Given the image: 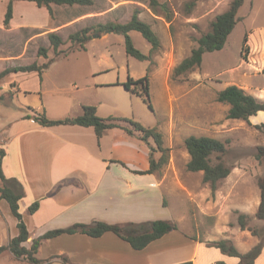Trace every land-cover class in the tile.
I'll use <instances>...</instances> for the list:
<instances>
[{
	"label": "rangeland",
	"instance_id": "1",
	"mask_svg": "<svg viewBox=\"0 0 264 264\" xmlns=\"http://www.w3.org/2000/svg\"><path fill=\"white\" fill-rule=\"evenodd\" d=\"M9 1L0 0V72L33 62H52L41 75L12 72L0 83L1 141L27 123L32 108L50 118H64L77 116L73 114L77 108L80 115L82 105L90 104L101 117L131 118L146 127H157L166 148L165 155L153 152L156 161L165 160L155 171L165 189L167 212L161 217L178 224L175 234H187L208 245L229 239L245 252L259 242L264 246V220L247 212L260 199L258 178L264 175V161L257 160L256 153L258 146H264V127L255 125L264 122L230 119L229 105L217 100L218 91L236 84L264 101V67L258 69V53L250 49L247 59L242 57L245 35L253 32L258 36L264 29V0H245L238 13L241 20L224 47L206 52L199 68L177 77L173 75L175 66L190 55L198 38L210 31L212 21L233 0H197L193 8L191 0H158L156 8L151 7L150 0H94L90 6L53 4V16L45 6L13 0V18L7 27L4 18ZM136 10L161 39V47L151 51L152 45L139 31L130 32L137 48L146 54L152 52L151 59L128 55L124 35L115 32L90 31L85 48L73 45L69 39L70 34L85 27L128 22ZM53 31L64 41L58 51L48 37ZM40 47L47 49L46 58L38 55ZM147 74L153 109L147 97L123 85L129 76L138 79ZM113 132L100 148L103 157L137 168L149 166L151 149L146 143L120 130ZM192 134L227 143L224 160L232 171L218 183L214 193L204 182L202 171L187 168L190 155L185 138ZM150 142L156 147L153 139ZM239 212L248 214L247 226L257 229L258 235L241 229ZM2 214L0 245H8L9 235L19 230L14 228L16 219L6 200L0 205ZM28 241L24 245L31 247L33 241ZM14 260L30 264L15 258L8 249L0 256V264H14Z\"/></svg>",
	"mask_w": 264,
	"mask_h": 264
},
{
	"label": "crops",
	"instance_id": "2",
	"mask_svg": "<svg viewBox=\"0 0 264 264\" xmlns=\"http://www.w3.org/2000/svg\"><path fill=\"white\" fill-rule=\"evenodd\" d=\"M248 44L252 52L258 53V69H262L264 29L258 36L249 32ZM73 112L78 115L79 109ZM249 120L254 124L264 122V111L250 116ZM114 130L120 129H110L98 139L93 127L72 124L44 127L29 118L24 126L0 140V146L6 150L2 159L4 174L8 178H17L26 192L20 200V210L30 231L29 243L49 230L78 222L101 220L125 224L170 219L161 217L167 212L165 189L156 172L137 173L133 170H146L149 166L132 167L100 154L104 139ZM3 201L0 200V205ZM35 201L40 202L38 210L33 214L26 213ZM259 204L260 199L253 210L247 212L255 214ZM17 222V219L13 222L14 228ZM175 231L141 250L134 249L128 241L112 232L100 237L62 234L45 240L36 256L42 260L40 264H65L60 258H52L57 255H67L73 264H177L188 260L193 264H216L220 260L228 264L239 262L238 258L224 254L213 245L187 234H175ZM13 263L27 264L24 260ZM254 264H264V246Z\"/></svg>",
	"mask_w": 264,
	"mask_h": 264
},
{
	"label": "trees",
	"instance_id": "3",
	"mask_svg": "<svg viewBox=\"0 0 264 264\" xmlns=\"http://www.w3.org/2000/svg\"><path fill=\"white\" fill-rule=\"evenodd\" d=\"M35 2L39 7L45 6L49 13L53 16L52 5H81L90 6L94 4V0H28ZM245 0H233L230 6L224 12L218 14L212 21L211 29L203 34L197 40V46L191 49L190 55L185 57L173 70L175 77L183 75L186 72L195 70L202 65L203 56L206 52L220 50L224 47L228 36L231 34L237 23L241 20L238 16L239 10L244 4ZM197 0H191L190 8L196 5ZM150 5L156 8L160 5L158 0H150ZM14 5L13 0H10L7 5L5 13L4 24L9 26L13 18ZM136 10L128 22L109 21L107 23H99L93 27H85L75 33L70 34L69 39L75 46L85 48L86 43L91 38L90 31L108 33L115 32L123 34L125 37L126 53L139 60L151 59L152 52L146 54L137 48L130 35L131 31H139L143 37L152 45L151 51H156L161 47V39L155 32L150 23L142 20L138 16ZM247 33L244 38L242 48V57L247 59L250 46L248 44ZM49 40L55 51L64 43L63 38L57 32H50ZM67 52V51H64ZM64 52H56L58 55ZM67 54V53H66ZM39 56L47 57V49L40 47L38 51ZM52 60L45 63L33 62L28 65H21L14 68H6L0 72V83L9 74L18 71L22 72H38L40 75L49 67ZM125 89L128 91L147 97L148 105L153 109L150 100V84L148 74L134 79L129 76L128 80L123 83ZM217 100L229 105L227 117L230 119H240L250 121L252 115H256L259 111H264V101L255 95L248 93L242 87L236 84H231L218 91ZM80 115L74 117L64 118H50L45 112H39L32 108L33 114H28L26 117L33 119L38 124L44 127H51L57 125H80L85 127H93L95 129L98 139H100L110 129H120L130 136H137L139 140L146 143L151 149L149 156V168L146 170H133L134 172L146 174L153 173L159 169L165 162L161 160L158 162L153 156L154 151L162 152L165 155L166 148L164 147L163 133L157 127H146L141 122L125 117H101L97 114V108L94 105L84 104ZM257 128L264 127V123L255 125ZM150 139H153L156 147H154ZM185 145L190 155V160L187 168L193 172H203V180L209 183L212 191L217 189L218 183L227 178L232 167L227 165L224 156L227 153V143L221 139L206 136V135H189L185 138ZM6 155L4 147L0 146V200L4 199L9 204L11 213L18 220V235L11 238L8 245H0V256L8 249L17 259H25L30 264H40L42 262L36 254L39 251L42 243L62 234L82 233L91 237H100L107 232H112L128 241L134 249H144L151 242L160 239L171 231L178 230V224L171 219H156L143 223L128 222L108 223L101 220H95L90 223H74L70 226L49 230L46 233L33 239L31 247L24 245L30 238V231L23 219V214L20 211V200L25 196L26 192L23 184L17 178H8L2 169V159ZM256 159L264 161V146H258ZM258 185L260 188V204L255 213V216L264 220V175L258 178ZM40 206L39 201H35L28 208L27 212L33 214ZM247 213L239 212L238 223L241 229H249L253 235H258L259 231L255 228L247 226ZM193 238V237H191ZM211 245L219 248L224 254L239 259L237 264H254L260 256L263 248V243L259 242L254 247L246 252H241L239 248L229 239H220L214 241ZM52 258H60L65 264H73L67 255H57ZM177 264H193L192 260ZM216 264H228L226 261L220 260Z\"/></svg>",
	"mask_w": 264,
	"mask_h": 264
}]
</instances>
